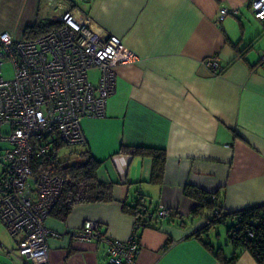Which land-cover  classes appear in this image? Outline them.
Masks as SVG:
<instances>
[{"label": "crops", "instance_id": "crops-1", "mask_svg": "<svg viewBox=\"0 0 264 264\" xmlns=\"http://www.w3.org/2000/svg\"><path fill=\"white\" fill-rule=\"evenodd\" d=\"M82 1L84 12L136 59L114 68L116 89L106 116L82 121L84 147L101 161L97 178L114 183V199L77 204L65 220L46 218L50 264H108L103 242L73 238L86 220L118 240L135 230L140 249L134 264H226L214 252L229 259L234 248L228 239L214 243L211 228L201 238L215 251L196 237L207 211L192 215L196 201L184 187L218 192L227 211L264 203L263 23L250 0ZM42 5L81 11L73 0H0V33L23 39L27 26L51 20L41 17ZM221 7L236 12L216 23ZM209 57L220 74L203 64ZM121 146L163 149L162 181L151 180L150 157L118 152ZM139 195L148 208L162 205L174 218L134 229L122 203ZM17 242L0 222V264H24ZM231 264L257 262L241 251Z\"/></svg>", "mask_w": 264, "mask_h": 264}, {"label": "built area", "instance_id": "built-area-1", "mask_svg": "<svg viewBox=\"0 0 264 264\" xmlns=\"http://www.w3.org/2000/svg\"><path fill=\"white\" fill-rule=\"evenodd\" d=\"M249 6L264 25V0H250ZM57 7L60 27L39 37L14 39L9 32L0 33V142L7 144L0 153V222L18 237L24 264H50L47 238L52 231L44 222L63 183L57 175L34 174L32 160L58 143L85 144L83 119L106 116L107 100L116 89L114 68L136 59L88 13ZM232 12L236 10L221 7L216 23ZM4 64L11 67L10 78L3 76ZM203 64L213 74L222 71L214 57ZM259 64L264 65V55ZM90 70L98 72L95 82ZM169 211L159 205L155 216L164 220ZM98 228L96 221L86 220L72 236L103 242L108 264H134L140 249L135 230L118 240L100 235Z\"/></svg>", "mask_w": 264, "mask_h": 264}, {"label": "trees", "instance_id": "trees-1", "mask_svg": "<svg viewBox=\"0 0 264 264\" xmlns=\"http://www.w3.org/2000/svg\"><path fill=\"white\" fill-rule=\"evenodd\" d=\"M60 25L59 20H37L33 25L25 28L23 39L39 37ZM77 146H79L78 149L75 148L76 146L58 143L47 154L32 160L34 174L57 175L63 179L61 194L48 214L60 220H65L77 204L106 202L114 199V183L103 182L97 178L96 172L101 161L96 160L84 144ZM65 147H70L71 150L61 152ZM118 152L131 156L150 157L152 159L151 180L156 183L162 181L165 166L163 149L121 146ZM184 193L196 201L191 211L192 215H200L203 211H207L206 224L195 235L210 251L213 252L215 249L207 240L202 239L201 235L205 234L214 224L225 225L227 239L234 248V253L229 259L221 257L218 252H214L215 256L226 264H231L239 252L247 251L257 264H264V203L237 211H227L219 201L218 192L208 193L198 187L187 185L184 187ZM157 208L158 206L154 209L148 208L143 202L142 195L132 201L122 203L123 211L134 217L138 228L155 227L163 221L155 216ZM174 215L175 213L170 210L166 219L171 221Z\"/></svg>", "mask_w": 264, "mask_h": 264}, {"label": "rangeland", "instance_id": "rangeland-1", "mask_svg": "<svg viewBox=\"0 0 264 264\" xmlns=\"http://www.w3.org/2000/svg\"><path fill=\"white\" fill-rule=\"evenodd\" d=\"M66 3H68V0H64ZM73 2L76 4V7L79 8L81 11H85L86 10V4L82 1V0H73ZM61 13L60 9L58 7H46L45 5H42L41 7V17L45 18L47 17L48 19H59V14ZM46 19V20H48ZM3 76L5 78H10L12 76L11 74V67L9 64H4L3 65ZM98 72L96 70H90L88 72V76L94 81V79L96 78ZM7 147V144L4 142H0V153L1 151ZM76 149L79 148V146L75 147ZM71 148L70 147H65L63 148V150L61 152H68L70 151ZM3 168V163L0 160V174ZM212 230L210 231V236L214 237V243L217 242H221L224 243L227 240V234H226V228L224 224H214V226L211 228ZM220 235V240L216 241L215 240V236Z\"/></svg>", "mask_w": 264, "mask_h": 264}]
</instances>
